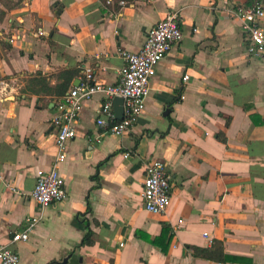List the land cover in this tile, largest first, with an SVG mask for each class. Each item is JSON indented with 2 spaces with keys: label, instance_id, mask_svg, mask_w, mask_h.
Here are the masks:
<instances>
[{
  "label": "crops",
  "instance_id": "0c3cea01",
  "mask_svg": "<svg viewBox=\"0 0 264 264\" xmlns=\"http://www.w3.org/2000/svg\"><path fill=\"white\" fill-rule=\"evenodd\" d=\"M111 1L0 0V88L10 85L0 92V244L19 264H264V53H249L234 14L264 0ZM173 12L184 37L159 65L138 122L97 142L105 99L83 101L59 165L67 198L40 209L31 193L57 158L63 96L88 69L117 83L119 49L139 52ZM152 160L174 178L166 215L144 206ZM28 219L38 221L33 235L12 245ZM215 241L229 262L193 256Z\"/></svg>",
  "mask_w": 264,
  "mask_h": 264
},
{
  "label": "built area",
  "instance_id": "2783aa9c",
  "mask_svg": "<svg viewBox=\"0 0 264 264\" xmlns=\"http://www.w3.org/2000/svg\"><path fill=\"white\" fill-rule=\"evenodd\" d=\"M234 14H237L244 33L248 35L252 43L248 49L249 53L257 58L262 57L264 53V3L256 2L247 9L234 10ZM181 23V16L178 12L169 13L148 33L139 52L133 53L119 49L118 54L124 60V65L114 85L99 82L94 71L88 69L86 80L71 89L59 102L54 119L57 158L52 170L39 177L31 193L32 199L40 209L61 203L67 198L65 181L60 174L59 165L67 158L68 143L76 137L82 102L90 101L96 96H102L105 99L97 120V125L102 130V134L96 138L97 142L101 141L103 135L111 134L122 137L127 134L146 109L152 80L157 74L159 65L184 37ZM184 80H189V76H186ZM9 87V83H3L0 92H6ZM116 98L124 101V118L121 121L117 120L114 112ZM173 185L174 178L167 164L152 160L146 167L143 190L145 209L154 215H166L171 203ZM10 188L17 192L15 188ZM37 223V219H28L27 227L13 234L11 244L28 242ZM178 229L179 227L174 228L175 232ZM20 260V255L11 246L0 244V264H19Z\"/></svg>",
  "mask_w": 264,
  "mask_h": 264
},
{
  "label": "trees",
  "instance_id": "16d2710c",
  "mask_svg": "<svg viewBox=\"0 0 264 264\" xmlns=\"http://www.w3.org/2000/svg\"><path fill=\"white\" fill-rule=\"evenodd\" d=\"M128 1L131 2L133 0H112L111 4L118 3V2H128ZM102 2L104 4H108L109 0H102ZM0 19H3L1 15H0ZM34 82L42 86L46 84V80L42 78H40L39 80H34ZM62 88L63 87L56 89L55 94H58V93L64 94L67 91L68 86H65L63 91H62ZM65 95L63 97H65ZM221 137H223V135ZM221 140L224 141L223 138H221ZM91 239H92V232H90L85 237L82 243V246H85V245L89 246L91 244ZM192 250H193V256L196 258H201V259H205V260L217 262V263H227L231 260V258L225 253L224 244L221 241H215L213 246L209 249L193 247Z\"/></svg>",
  "mask_w": 264,
  "mask_h": 264
},
{
  "label": "water",
  "instance_id": "95a60500",
  "mask_svg": "<svg viewBox=\"0 0 264 264\" xmlns=\"http://www.w3.org/2000/svg\"><path fill=\"white\" fill-rule=\"evenodd\" d=\"M114 110L116 113L117 120H123L124 118V101L121 98H116L114 101ZM69 259L64 261V264L68 262Z\"/></svg>",
  "mask_w": 264,
  "mask_h": 264
}]
</instances>
